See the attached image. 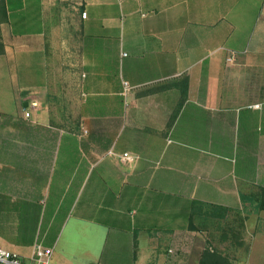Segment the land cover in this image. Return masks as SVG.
Returning a JSON list of instances; mask_svg holds the SVG:
<instances>
[{"label": "crops", "instance_id": "0c3cea01", "mask_svg": "<svg viewBox=\"0 0 264 264\" xmlns=\"http://www.w3.org/2000/svg\"><path fill=\"white\" fill-rule=\"evenodd\" d=\"M0 37L7 248L264 264V0H0Z\"/></svg>", "mask_w": 264, "mask_h": 264}, {"label": "rangeland", "instance_id": "374dc122", "mask_svg": "<svg viewBox=\"0 0 264 264\" xmlns=\"http://www.w3.org/2000/svg\"><path fill=\"white\" fill-rule=\"evenodd\" d=\"M70 16L71 15H67L66 18L69 20ZM72 18L75 19V17ZM63 58V46H61L58 57L55 59L54 69H63ZM15 67V58H9L4 62L3 68L9 69V72L11 73H15ZM10 79L12 80V78ZM58 80L61 79L58 77ZM53 94L56 98L63 96V94L59 92ZM15 122V120H13V122H8L5 118H0V140L3 136L6 138L9 137L12 140L10 143L15 144ZM92 226V229H89L88 233L86 231L74 230V232H68L59 238L52 255L53 258L50 260V264H89L91 259H94L93 255H98L101 251V248H99L101 243L100 229L96 228L94 225ZM30 253L31 248H24L21 251L22 256H28Z\"/></svg>", "mask_w": 264, "mask_h": 264}, {"label": "built area", "instance_id": "2783aa9c", "mask_svg": "<svg viewBox=\"0 0 264 264\" xmlns=\"http://www.w3.org/2000/svg\"><path fill=\"white\" fill-rule=\"evenodd\" d=\"M26 116L29 117L30 113L27 112ZM124 158L133 160V157L129 153L124 154ZM53 252L52 247L39 243L33 247V251L29 257H23L7 248L0 239V264H50Z\"/></svg>", "mask_w": 264, "mask_h": 264}, {"label": "trees", "instance_id": "16d2710c", "mask_svg": "<svg viewBox=\"0 0 264 264\" xmlns=\"http://www.w3.org/2000/svg\"><path fill=\"white\" fill-rule=\"evenodd\" d=\"M0 44H1V37H0ZM201 264H228V259L222 257L221 255H218L217 252L214 253L206 252L203 255Z\"/></svg>", "mask_w": 264, "mask_h": 264}]
</instances>
